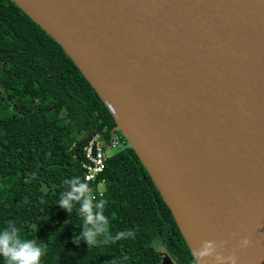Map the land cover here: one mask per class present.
<instances>
[{
    "label": "water",
    "instance_id": "1",
    "mask_svg": "<svg viewBox=\"0 0 264 264\" xmlns=\"http://www.w3.org/2000/svg\"><path fill=\"white\" fill-rule=\"evenodd\" d=\"M13 1L96 92L192 256L226 241L264 264V0Z\"/></svg>",
    "mask_w": 264,
    "mask_h": 264
},
{
    "label": "trees",
    "instance_id": "2",
    "mask_svg": "<svg viewBox=\"0 0 264 264\" xmlns=\"http://www.w3.org/2000/svg\"><path fill=\"white\" fill-rule=\"evenodd\" d=\"M114 127L63 48L13 0H0V228L15 223L26 237L43 240V264H161L163 254L193 264L170 210L127 145L106 158L100 175L105 191L95 200L105 202L107 231L95 246L75 242L83 229L75 209L59 206L63 181L84 180L82 145ZM127 231L134 235L120 237Z\"/></svg>",
    "mask_w": 264,
    "mask_h": 264
},
{
    "label": "clouds",
    "instance_id": "3",
    "mask_svg": "<svg viewBox=\"0 0 264 264\" xmlns=\"http://www.w3.org/2000/svg\"><path fill=\"white\" fill-rule=\"evenodd\" d=\"M63 183L66 191L61 194L59 206L68 213L75 209L81 220L79 228L83 229L81 234H74L75 242L84 240L89 246L97 245L107 231L108 218L103 214L105 202L94 200L89 184L78 176L67 178ZM22 233V228L15 223L0 228V257L3 258L4 264H43L48 253L47 244L38 237L29 238ZM119 235L129 238L134 232L127 231ZM226 243L204 241L198 249L193 250V264H209V258H212L211 264H238L235 251L227 257L218 251ZM250 244L251 241L245 238L240 241L239 246L248 247Z\"/></svg>",
    "mask_w": 264,
    "mask_h": 264
},
{
    "label": "built area",
    "instance_id": "4",
    "mask_svg": "<svg viewBox=\"0 0 264 264\" xmlns=\"http://www.w3.org/2000/svg\"><path fill=\"white\" fill-rule=\"evenodd\" d=\"M125 145L128 146L125 137L115 127L108 134L105 130L92 134L82 145L83 178L89 184L94 200L105 191L104 180H100V175L104 172L106 158Z\"/></svg>",
    "mask_w": 264,
    "mask_h": 264
},
{
    "label": "rangeland",
    "instance_id": "5",
    "mask_svg": "<svg viewBox=\"0 0 264 264\" xmlns=\"http://www.w3.org/2000/svg\"><path fill=\"white\" fill-rule=\"evenodd\" d=\"M35 215V211H29L28 213H27V217L28 218H31V217H33Z\"/></svg>",
    "mask_w": 264,
    "mask_h": 264
}]
</instances>
